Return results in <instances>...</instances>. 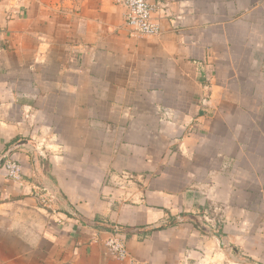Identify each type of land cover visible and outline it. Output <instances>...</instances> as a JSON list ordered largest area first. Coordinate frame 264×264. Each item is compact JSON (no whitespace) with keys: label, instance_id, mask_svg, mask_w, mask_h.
I'll use <instances>...</instances> for the list:
<instances>
[{"label":"crops","instance_id":"crops-1","mask_svg":"<svg viewBox=\"0 0 264 264\" xmlns=\"http://www.w3.org/2000/svg\"><path fill=\"white\" fill-rule=\"evenodd\" d=\"M149 1L0 0V264H264V0Z\"/></svg>","mask_w":264,"mask_h":264},{"label":"built area","instance_id":"built-area-1","mask_svg":"<svg viewBox=\"0 0 264 264\" xmlns=\"http://www.w3.org/2000/svg\"><path fill=\"white\" fill-rule=\"evenodd\" d=\"M126 8L124 24L134 36H155L160 34L161 26L156 14L165 10L160 3H151L149 0H117ZM2 167L7 178L18 183L24 182V170L22 163L12 155H6L2 160ZM36 196L43 206H51V195L43 187H34ZM210 227V226H208ZM214 228V226H211ZM111 254L117 258L129 257L127 239L119 228H114L112 235L106 240Z\"/></svg>","mask_w":264,"mask_h":264},{"label":"trees","instance_id":"trees-1","mask_svg":"<svg viewBox=\"0 0 264 264\" xmlns=\"http://www.w3.org/2000/svg\"><path fill=\"white\" fill-rule=\"evenodd\" d=\"M111 231H114V229H112Z\"/></svg>","mask_w":264,"mask_h":264}]
</instances>
